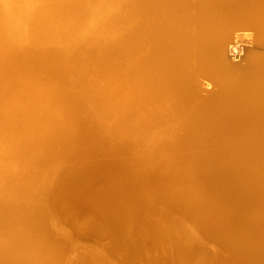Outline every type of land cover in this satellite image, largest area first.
<instances>
[{"label":"bare ground","instance_id":"6f19581e","mask_svg":"<svg viewBox=\"0 0 264 264\" xmlns=\"http://www.w3.org/2000/svg\"><path fill=\"white\" fill-rule=\"evenodd\" d=\"M25 1L0 0V264H264V65L243 77L225 69L239 23L202 11H225V0H39L26 24ZM176 8L185 17L174 29ZM72 9L81 15H64ZM40 21L51 23L31 42ZM220 76L219 93L194 87ZM78 192L95 213L60 206ZM162 205L171 212L157 214Z\"/></svg>","mask_w":264,"mask_h":264},{"label":"rangeland","instance_id":"374dc122","mask_svg":"<svg viewBox=\"0 0 264 264\" xmlns=\"http://www.w3.org/2000/svg\"><path fill=\"white\" fill-rule=\"evenodd\" d=\"M42 1V0H41ZM40 1V2H41ZM227 1H228V4H230V7H229V5L227 4ZM225 0V2H226V5H227V7H226V5L224 4V6H225V11L224 10H220V15H222V13H226V18L228 17V15H227V13H230L231 11H233V9H235L236 7H238V4L239 3H241V1L240 0H232V2H231V0ZM240 1V2H239ZM244 1H246V0H244ZM256 2H257V0H255ZM28 2V3H27ZM39 2V0L37 1V0H26L25 1V3L23 4L24 5V9L23 10H19L20 12V14H21V16H20V14H18L17 12H16V14H17V16L18 17H21V20H20V22L21 23H25L26 24V22H28L29 20H31V16L32 15H34V14H31V12H29V7L30 6H32V5H36L35 3H38ZM127 4H125V6L127 7L128 6V4H129V2H126ZM7 4H9V3H7ZM5 5V9H12V11H18L17 10V7H10V6H8V5ZM233 4V5H232ZM158 5V4H157ZM212 4L210 3V5L208 4L207 6H205L206 7V9L204 8V9H202V11H204L203 12V16L207 19V18H211V16H212V12H213V8H214V5H212ZM258 5V4H257ZM212 9H211V8ZM229 7V8H228ZM232 7V8H231ZM164 9V6H153V11H156V12H162V10ZM177 10L176 11H174V12H172L173 14H175V19L174 20H177V21H179V23L180 24H178V25H176V26H174V29H177V28H179V27H182V23H183V20H184V17H185V14L183 13V12H181L182 10H179L178 8H176ZM60 10H61V7H60ZM210 10L212 11V12H210ZM227 10V11H226ZM231 10V11H230ZM196 11H198L197 13H196ZM223 11V12H222ZM230 11V12H229ZM199 12H201V11H199V10H196V8L194 9V11H193V14H194V16L196 15H198L199 14ZM209 14H208V13ZM63 13V12H62ZM205 13V14H204ZM46 14V10H40V11H37L36 12V16H35V19H37V21H39V19H42V17L44 16ZM209 16H208V15ZM14 15V14H13ZM64 15L65 16H78V15H81V13L78 11V10H75V9H72V10H69V11H67V12H65L64 13ZM65 16H61V17H65ZM148 17V16H147ZM148 18H150L151 20L153 19V17H148ZM213 18H215V20H216V18H217V16H212V20H213ZM222 18H224V19H226L225 18V15H224V17H222L221 16V19ZM217 19H219V18H217ZM224 19H223V21H224ZM222 21V20H221ZM45 23H51V22H49V21H47V22H45ZM43 24V23H41V21H40V23H39V25L38 24H36V25H34V29L36 28V30H34L33 28H30L28 31H29V35H30V37H31V42L36 38V37H38V35H37V32L38 31H40L41 29H45L46 27H47V25L48 24ZM87 23H89V21H87ZM5 24V22L4 21H1L0 22V26H2V25H4ZM5 26V25H4ZM7 26V25H6ZM84 27H86V26H84ZM26 30V26H21V27H19V30H18V32L19 31H23L22 33L23 34H25V33H27V30ZM173 30V29H172ZM83 31H84V29H83ZM20 33V32H19ZM166 33V32H165ZM81 35V34H80ZM97 36V37H96ZM96 38H95V40H103V42L104 41H107V40H112V39H114L115 37H116V35H113V33L112 32H110V33H107V34H101V33H99L98 35L96 34ZM104 39H107V40H104ZM13 42H14V44H16V47H22V46H24V44H25V41L23 40V39H21L20 40V38L19 39H15V40H13ZM92 42H94V43H96V41H92ZM261 42H264V41H262L261 40ZM30 43V42H29ZM68 43V40H66L63 44L64 45H66ZM131 43H133V42H131ZM131 43H129V44H131ZM225 45H226V42L224 43V45H223V49L225 48ZM132 47V46H131ZM34 48V50H31V51H35V52H38V51H41V50H43L44 49V46H43V44H41V45H36V46H34L33 47ZM58 51H61V49H55L53 52L54 53H57ZM139 52V53H138ZM137 53H136V57L137 56H141L143 53H144V51H138ZM141 52V53H140ZM90 61V60H89ZM73 65V64H72ZM75 65H76V63H75ZM78 67H79V71H82V70H85L86 71V69H89V62L88 61H86V62H82L81 63V65L80 64H78ZM73 74V73H72ZM72 76H74L75 77V74H73ZM74 77H72V78H74ZM77 77H79V75H77ZM89 78H93L92 79V81H94V80H96V77H93V76H89ZM203 79H206V78H203ZM200 80H202V78H195L194 79V87H198L199 85H200ZM85 82V81H84ZM101 83H102V81H100ZM98 99H100V98H98ZM96 100V99H95ZM99 101H103V100H99ZM103 103H104V101H103ZM104 108H103V110H102V112L103 113H107V112H113V108H111V105H106V104H104V106H103ZM109 118H110V120H108L110 123H114V122H112L113 121V119H111V118H113V117H110V116H108ZM116 119V118H115ZM128 123H134V121H129L128 120ZM157 125V126H155V125ZM159 123L158 122H154L153 124H151L150 125V128L153 130V132L154 131H159V130H162V129H165L166 128V126H159L158 125ZM128 127V126H127ZM146 131H144L143 132V130L142 131H140V133L142 134V133H145ZM139 133V134H140ZM128 134V133H127ZM134 153L135 152H133L132 151V156H135L134 155ZM63 163V162H62ZM77 163V162H76ZM76 163H75V165H76ZM25 165V164H24ZM26 167L28 166V164H26L25 165ZM78 166V165H77ZM76 167V166H75ZM185 167H190V166H185ZM3 178H5L4 176H2ZM95 182V181H94ZM96 185L94 186V188H91V191H93L94 193H101L103 190H101L102 189V184H100V183H95ZM98 187H100V188H98ZM101 190V191H100ZM70 197V198H69ZM77 198H80L79 200L77 199ZM72 201H71V200ZM81 200V192H78V193H76V194H74V195H71V196H68V198H65L64 200H62L61 201V204H60V206L61 205H64V204H66L65 202H67L68 201V203L69 202H75V203H77V204H79L80 206H84L83 208H85V209H88L90 212H92V213H95L94 212V208L92 207V202L91 201H88L89 202V204L88 203H86L85 201L83 202V199H82V201H80ZM77 201V202H76ZM79 202H81V203H79ZM64 203V204H63ZM88 206H89V208H88ZM245 206V205H244ZM90 207H91V209H90ZM116 208H113L114 210H117L118 209V206H115ZM239 207H241L240 205H239ZM157 209H159V210H157L156 212H157V214H159V212L160 211H162V212H171L170 211V209L167 207V206H160V207H158ZM255 211V210H254ZM252 212V213H256V211L255 212ZM161 212V213H162ZM160 213V214H161ZM59 214L62 216V219L64 218V216H63V213H62V211L61 210H59ZM254 215L255 214H253V215H251L252 216V219H253V217H254ZM246 216V214H245V212H241L240 214H238L237 215V217H238V219H243L244 217ZM170 218H172V219H174V221H179L178 223H180V222H182V224L184 223V222H186V220L183 218V216L182 215H180L178 212H175L174 213V211H172V213H171V216H170ZM150 221H151V216H150V219H149ZM71 221V220H70ZM80 221L81 220H78V222H77V220H74L73 222H69V224H73L72 226H74L75 225V223H77V225H79V224H81L80 223ZM176 221V222H177ZM79 223V224H78ZM184 224H186V223H184ZM71 226V225H70ZM216 228V230H218V231H216L214 234H216L218 237H219V233H217V232H220V229H218V228H222V229H224V227L222 226V227H217V226H215ZM9 233H12V231L10 232L9 231ZM216 236V237H217ZM214 237H215V235H214ZM138 238V237H137ZM136 237L134 238L135 239V241H136V239H137ZM26 240V239H25ZM99 243H101V245H105V244H107V242L108 241H106V242H100V241H98ZM141 242H142V240H141ZM109 243V242H108ZM123 244V242H121V240H120V238H118V237H116V252H115V258L117 259L118 257V259H119V262L121 261L120 259L121 258H125L124 257V255H128L127 254V252H126V250H125V248H124V245H122ZM155 244V243H154ZM111 245V244H110ZM156 246V244L155 245H153V243L152 244H150L149 245V247H148V249L150 250V248H151V252H152V250H153V252L151 253L150 252V254H154V256H155V247ZM67 248H68V246H67ZM124 250H125V252H124ZM65 251V250H64ZM73 251V250H72ZM145 251V249L143 250V252ZM67 252H68V250H67ZM88 252H90V251H84L83 253H88ZM92 252H95V251H92ZM83 253H81V255H78V257H77V260H81L82 258H83ZM145 253V252H144ZM120 256H122L121 258H120ZM147 256H148V254H147ZM151 256H153V255H151ZM150 256V257H151ZM107 257H108V255H107ZM140 256L138 255L137 257H136V264H138V263H140V262H144V260L142 259L141 261H140V258H139ZM128 258V257H127ZM147 258H149V257H147ZM122 262V261H121Z\"/></svg>","mask_w":264,"mask_h":264},{"label":"water","instance_id":"95a60500","mask_svg":"<svg viewBox=\"0 0 264 264\" xmlns=\"http://www.w3.org/2000/svg\"><path fill=\"white\" fill-rule=\"evenodd\" d=\"M256 4H262V6L259 7ZM263 4L264 2L246 0L239 3L238 7L230 12L232 19L239 23L237 26L239 28L230 31L228 34V41L224 48L223 65L235 77L246 75L251 70L254 61L264 65V42H261L263 37H260L261 35L259 36L255 31V27L258 29L264 25ZM224 15H226L225 12L222 15L219 13L212 14L213 17H224ZM193 29V27L190 28V30ZM215 78L200 80L198 88L204 94L219 93L221 87L219 82H224L227 78L218 77L219 81L216 84Z\"/></svg>","mask_w":264,"mask_h":264}]
</instances>
